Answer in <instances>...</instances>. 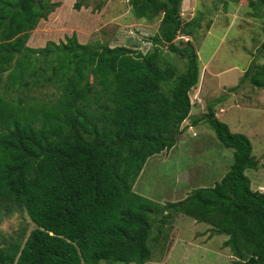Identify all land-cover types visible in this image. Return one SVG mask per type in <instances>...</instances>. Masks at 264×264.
Returning a JSON list of instances; mask_svg holds the SVG:
<instances>
[{"label":"trees","instance_id":"obj_1","mask_svg":"<svg viewBox=\"0 0 264 264\" xmlns=\"http://www.w3.org/2000/svg\"><path fill=\"white\" fill-rule=\"evenodd\" d=\"M221 1L264 17V0ZM183 2L129 0L136 19L157 24L144 53L82 42L76 32L30 46L60 3L0 0V216L25 211L34 223L4 237L0 264H144L178 214L227 236L233 264H264V191L246 174L259 163L250 140L213 110L205 120L234 149L221 180L167 203L134 189L148 159L176 145L200 81L192 39L203 12L186 19Z\"/></svg>","mask_w":264,"mask_h":264},{"label":"rangeland","instance_id":"obj_2","mask_svg":"<svg viewBox=\"0 0 264 264\" xmlns=\"http://www.w3.org/2000/svg\"><path fill=\"white\" fill-rule=\"evenodd\" d=\"M53 1L59 2V7L32 32L30 46L44 47L48 41L59 42L76 32L79 40L86 43L124 45L144 53L153 49L150 38L156 33L157 24L136 19L129 0H105L100 8L95 5L102 0H90V5L84 4L80 9L74 6L77 0ZM219 1L183 2L184 18L193 17L199 9L203 12V26L195 27L192 39L199 54V85L191 90L193 106L176 145L150 157L134 187L161 203L185 198L199 186L200 178L207 182L221 180L233 165L234 149L222 144L204 118L210 110L232 132L242 133L250 140L259 167L248 168L246 174L253 190L264 191V85L256 84L264 82V17L247 15L250 9L246 5ZM216 4L223 11L214 9ZM210 19L213 22L207 25ZM174 60L183 62L177 57ZM202 75L206 76L204 82ZM206 82L213 85L207 86ZM200 87L205 89L200 91ZM24 228L27 233L34 228L25 211L0 216V242ZM226 238L213 235L208 224L178 214L163 227L151 258L144 264H233L230 249L223 245ZM99 264L125 263L101 260Z\"/></svg>","mask_w":264,"mask_h":264},{"label":"crops","instance_id":"obj_3","mask_svg":"<svg viewBox=\"0 0 264 264\" xmlns=\"http://www.w3.org/2000/svg\"><path fill=\"white\" fill-rule=\"evenodd\" d=\"M185 1L186 0H184V3H185ZM235 10H236V8H235ZM246 13H247V11H246ZM216 75H219V73H216ZM206 79V76H204V75H202V80H201V82H204V80ZM208 80L210 81V78L208 77ZM206 84H207V86H209V85H213L212 84V82L210 83V82H206ZM199 85V84H198ZM218 86H219V84H218ZM201 88V90L200 91H202V89L204 90L205 89V87H200ZM212 88H213V86H212ZM214 89V88H213ZM219 89V88H218ZM215 90V89H214ZM213 91V90H212ZM201 93V92H200ZM200 93H198V97L201 99V97L199 96V94ZM216 95V94H215ZM221 96V95H220ZM219 96H216V99L218 98ZM222 101V100H221ZM224 110H225V108L224 107H221L220 108V111L221 112H224ZM218 117V116H217ZM223 121V120H222ZM223 122H225V121H223ZM226 123V122H225ZM191 127V126H190ZM142 173H143V171H142ZM142 173L140 174V176H139V178L142 176ZM224 175V174H223ZM210 176H211V173H210ZM209 176V177H210ZM138 178V179H139ZM140 180V179H139ZM139 180H137L136 181V183L139 181ZM210 180V179H209ZM209 180H208V182H209ZM214 180V181H213ZM217 180H215V179H211L210 180V182L208 183L207 181H206V179H204V180H202L201 178L199 179V186H207V185H214V183L216 182ZM136 183H135V185H136ZM135 185H134V187H135ZM190 189V188H189Z\"/></svg>","mask_w":264,"mask_h":264}]
</instances>
